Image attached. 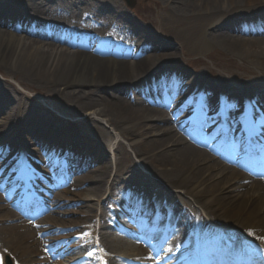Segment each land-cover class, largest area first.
I'll return each instance as SVG.
<instances>
[{
    "label": "bare ground",
    "instance_id": "1",
    "mask_svg": "<svg viewBox=\"0 0 264 264\" xmlns=\"http://www.w3.org/2000/svg\"><path fill=\"white\" fill-rule=\"evenodd\" d=\"M163 1L172 5L171 11L163 15L173 19L171 24L181 21L177 20L176 15L185 17V22H188L187 27H183L184 22L180 29L176 25L168 29L177 40V48L184 50L189 48L194 53L202 55L214 51L218 46L240 57L247 54L252 57L256 54L254 51L251 53L252 48L257 47V56L262 57L260 54H264V37H254L255 34L264 32V27L261 26L264 9L259 10L264 7V0ZM21 14L30 16L31 21L25 22L26 29L23 31L29 36L27 38L21 36L17 27ZM53 14L55 15L51 16ZM56 21V25L49 24ZM41 22L46 25L45 29L36 27V23ZM213 26H216V29L210 33ZM66 30L79 31L96 38L91 40V46L86 47L77 40H69ZM107 35L117 39L115 46L108 51L105 49ZM42 39L49 42L45 43ZM167 49L168 46L160 38L158 39V36H153L150 30L129 17L118 0H10V4H0V66L5 68L8 76L13 75L15 79H18L17 81L26 87L25 89L30 86L26 82L54 90L70 86L102 87L100 90L94 89L84 94L68 92L65 95L67 101L64 105V113L71 116L93 111L91 114L95 119L92 121L102 122L101 124L110 127L108 131L101 132L103 137L101 140L106 143L105 147H109L114 153L117 149L122 151L117 135L134 144L131 147L139 164L127 173L132 172V175L133 173L135 175L138 171L142 173L146 171L152 178L147 184L137 182L144 188L142 191L144 194L139 191L137 193L138 201H141L149 211H158L159 218L163 216V213L159 206L153 205L160 200L163 203L167 201L173 211H179L182 218V222L178 219L179 226L183 224L187 226L183 231L184 236L176 239L181 245L177 248L179 251L194 242V226L197 224L195 227L197 229L200 223H206L205 227L212 232L207 233L204 244L212 238L231 236L210 229L211 225L220 223L237 228L238 235L233 234L234 238L245 241L250 246L260 247L264 245V239H261L264 237V174H260L256 180L251 179V184L248 182V191L258 196L244 192V189L242 190L236 183L240 175L237 171L221 162L212 163L215 159L199 149L202 143L201 133H203L200 131L201 126L196 123L187 124L198 119L201 123H206L209 129L210 123L216 117H206L205 113L221 111V114L217 116L225 117L229 113L225 100L228 104L232 99H237L238 94L248 91L251 87L235 81L232 83L240 85L231 87L222 79L212 82L202 73L191 76L176 65L174 53H166ZM138 68L141 69L138 70ZM146 76L149 77L148 80ZM149 81L154 83V88L151 94L145 96L146 99L143 102L139 96ZM196 87H198V93H195ZM130 90L133 94L129 93L127 97L114 94L117 92L124 95ZM110 91L113 93H109ZM197 94L204 96L198 106L195 102ZM220 94L222 98L219 97ZM175 98L182 104L178 111L169 109ZM255 99L262 102L264 106V92L257 95ZM19 100L20 96L15 90L6 86L0 87V107L6 108L5 111L0 108L2 110L0 111L1 131L10 132L12 125L9 124L16 122L17 117L11 112L14 106L17 107ZM125 100L130 102L128 107H125ZM69 104H71L70 108ZM164 106L165 110H161ZM185 109L191 114L198 110L199 114L184 122L180 120V117ZM60 120L62 122V119H58ZM126 126L132 127L123 128ZM180 127L190 132L189 141L177 139L175 128ZM42 129L45 130V127L42 126ZM158 136L160 137L154 140L150 139ZM58 137L63 147L69 148L78 156L84 155L89 167L95 159L99 164L87 171L80 179L81 183L78 185L81 192H78V197L81 200V206L77 212L74 213L72 210L62 212L60 209H63L65 205L60 203L62 197L57 196L52 205L55 208L51 209L49 206V214L44 221L53 223V219L58 221L60 216L63 217L68 213L90 216L97 212L96 205L92 203L95 199L92 197L100 195L99 200L102 199L103 194L110 192L104 200L105 207L101 208L103 216L108 218V212L113 210V204H121L113 198L112 190H131L133 185H126V182H131L130 179L120 185L119 174L115 173L114 180L109 182L112 166L107 161L106 149L103 152L101 150L100 153L97 145L98 155L94 158L91 153L93 149L84 146L81 148V143L72 138L71 133L63 132L62 136ZM62 138L63 141H61ZM11 140L14 145L20 143V140L14 139L12 135ZM220 148L224 150L222 154L228 150L222 145ZM127 160L130 159L127 158L125 164ZM118 166L123 167L121 160L115 163V168ZM211 169L215 170H213L214 175L209 172ZM226 173L229 175L227 179L224 178ZM143 177L148 180L147 175ZM151 184L159 190L161 196V199L159 198L154 204L147 195L148 191L154 190ZM171 189H175L176 194L173 197L168 195ZM2 204L0 197V223L8 222L14 217L12 213L5 211L6 206ZM105 208L107 215L104 212ZM78 224L82 225L86 222L78 223L72 220L63 222L64 226L75 227ZM145 224L146 219L140 227L143 240H146ZM160 224L162 223L159 222V227ZM83 228L87 229L88 226ZM34 230L36 229L32 230L29 225L18 222L1 225L0 258L4 253H10L17 255L15 261L18 264L45 263L41 253L35 252L38 249L33 248L34 245L40 247ZM112 230H117V233H112ZM166 230L165 232L162 225L161 232H165V238L160 242L169 235L182 232L181 228L178 229V222H172ZM249 232L252 235H249ZM123 234L129 236L115 223L102 233V238L105 237L103 253H106L102 259L94 253L92 256L87 255V252L91 251V243L81 246L76 242L65 243V240H57L52 249V257L59 260L53 264H63L68 255L75 256L76 264H102L103 261H106V264H115L117 259H111V257L123 252ZM133 234L131 230V237ZM126 244L129 245L128 250L131 252L129 257L139 256L140 249ZM156 247L157 245L154 244L153 249ZM229 255L230 253L224 252L212 254V257L226 263L225 259ZM181 256L190 257L186 252H182ZM175 257L177 259V256ZM173 259L174 262L177 261ZM70 262L71 260H68L67 264ZM251 264H259V261H252Z\"/></svg>",
    "mask_w": 264,
    "mask_h": 264
},
{
    "label": "rangeland",
    "instance_id": "2",
    "mask_svg": "<svg viewBox=\"0 0 264 264\" xmlns=\"http://www.w3.org/2000/svg\"><path fill=\"white\" fill-rule=\"evenodd\" d=\"M13 2V1H12ZM120 5L124 8V10L128 13L129 17L132 19H135L138 21L142 26L147 28L151 31V34L153 36H158V39L160 38L162 42H164L168 49L166 50V53H174L175 59H176V65L178 67H181L182 70H185L189 75L194 76L196 73H202L208 79L212 82H216V79H222L226 81V83L229 84L231 87L239 86L240 84L232 83L233 81L238 83H244L245 85H248V87H251V89H248V91L252 90L255 91L254 94H258V92L264 91V54H260L262 57L257 56L258 50H256L257 47L252 48L251 53L254 51L256 54L255 56H249L244 55V57H240L235 54H231L224 50L221 47L216 46L215 50L212 52H209L208 54H202L198 55L194 53L189 48L181 49L177 48L176 45V38L175 36L168 31V29L172 25H176L179 29L186 21V18L183 16L176 15L178 21L175 24H171L172 18L168 16H163L164 13L171 11L172 5H169L166 3V1L163 0H134L135 6L133 9H129L125 3L124 0H118ZM1 3L10 4V0H0ZM15 4V2L13 3ZM169 6V7H168ZM245 13V12H243ZM171 15V14H170ZM172 16V15H171ZM244 16V15H242ZM241 16V17H242ZM226 22V21H224ZM184 26H188V22H185ZM209 29V28H208ZM216 29V26H213L210 30L213 31ZM234 30V29H233ZM13 31V30H12ZM22 37H25L26 35H21ZM27 38V36H26ZM214 66H216L214 68ZM141 68H138V70ZM6 76V77H5ZM148 78V77H146ZM18 79H15L13 75L8 76L6 73V70L3 66H0V87L6 86L9 89L15 90L20 96V100L18 101L17 107L14 106V110L11 112L16 118V122H12L9 124L11 126V130L9 133H2L0 129V145L3 146L7 144L8 142H11V134L14 139L20 140V144L24 145V143H28L26 147V152L29 155L30 160H33L32 163V172L38 179L39 172L41 169H39L40 163L47 161L54 163V158L52 159V152L53 150H58V147L60 144V137L62 136L63 132H68L72 134V138L79 141L81 144V148L84 147H90L92 148V155L97 157L98 152L97 148H100L102 152L106 149V154L108 155V163L112 166L111 175L109 178V182L113 181L115 178V173L119 174V183L120 185L122 183H125L128 179H130L131 182L127 183L126 185H134L136 187L142 188L143 185H138V183L147 184L151 182L152 179L149 177V172H137L135 175L132 172L127 173L130 171L131 168L135 169L136 165L139 164L136 162V156L134 155L132 151L131 145L133 143H130L129 141H126L121 136L117 135L118 142H121L120 146H122V151L120 152L119 149L116 150V153L110 151L109 147H105L104 142H102L101 138V132L102 131H108L110 127L108 125H103L100 122L92 121V119H95L93 115L91 114L93 111H87L82 112L81 114L77 115H67L64 113V105L67 99L65 98V95L68 92H75V93H86V91L94 90V89H102L101 86H83V87H67V88H61L59 90H54L46 87L41 86H35L32 85L30 82H26V84H30V86L24 87L22 84H20ZM109 93H113L110 91ZM128 94H118L117 92H114L117 96H123L127 97ZM244 93V92H242ZM241 94H238L236 98H240ZM21 102V103H20ZM177 103V99L174 100L173 106ZM125 107H128L130 102L128 100H125L124 102ZM19 105V106H18ZM19 107V108H18ZM71 107V104H69V108ZM1 108V107H0ZM2 110H6V108H1ZM0 110V111H2ZM16 112V113H15ZM4 112H2L3 114ZM1 114V113H0ZM60 117H58V116ZM58 119H62L58 121ZM66 122V123H65ZM37 125V126H36ZM42 126L45 127V130L42 129ZM36 127V129H33ZM132 126H126L123 128H130ZM51 129V130H50ZM6 132V131H3ZM115 134H119L118 132H115ZM177 139H183L185 136H183L180 132L177 134ZM158 137H151V140H154ZM63 139V138H62ZM63 141V140H61ZM107 142V140H104ZM98 145V147H97ZM134 145V144H133ZM9 148V147H8ZM52 148V149H50ZM12 147H10V151H12ZM10 151L2 155L0 150V165H3V171L10 170L9 172H12L14 168H19V155L17 153V157L15 159V163L10 165L9 160H5L4 157H7L10 154ZM86 152V150H85ZM206 152V151H205ZM12 153H14L12 151ZM208 153V152H206ZM126 155V157H125ZM4 156V157H3ZM129 158L130 160H127V164H125L126 159ZM123 164V167L120 168L119 166L115 168V163L117 161H120ZM87 159L84 155L81 156V159L77 158L78 165L82 166V171L76 172L75 176L72 177L73 183L66 186V187H58V186H51L46 189V192H51L49 198L56 199L57 196H61L62 200L60 203L62 205H65L64 208L68 209L66 211L77 212L78 207L81 206V200L78 197V184L81 183L80 179L92 168H95L98 166L99 162L95 159L93 160V163L89 167L87 163ZM12 166V167H11ZM119 169V170H117ZM214 169L209 170L211 175L215 174ZM147 175L148 180H145L143 176ZM63 181V175H60ZM50 179H52L49 176ZM40 179V178H39ZM154 179H156L154 177ZM158 181V180H157ZM43 184V181H40ZM21 183V182H20ZM136 185H135V184ZM21 185V184H19ZM32 188H30V191H28L30 194L32 193H42L39 188V183L37 181L31 182ZM44 186V184H43ZM77 186V188L75 187ZM87 187V186H86ZM151 188L154 190H150V193H152L151 197L158 198L160 196L159 190L153 187V184H151ZM144 188H142L143 190ZM181 193H184L181 191ZM175 189H171L168 192V195L170 197H173L175 195ZM39 195V194H37ZM52 196V197H51ZM46 197V196H44ZM95 199L94 203L97 208L101 207L98 205V198H100V195L92 197ZM102 198V197H101ZM187 198V196L185 197ZM39 199V198H38ZM46 201L42 200L41 204L45 203ZM55 202V201H54ZM99 202L100 199H99ZM82 204L84 202L82 201ZM101 205V204H100ZM84 206V205H83ZM74 213H68L64 214L63 217L58 218V221L56 219H53V224H56L58 226H62L60 228H67L68 226L63 225V222L67 220L72 221H79L81 222L83 219L82 214H74ZM45 217V216H44ZM41 219L43 223H46L47 225L52 226L51 222L47 223L43 219ZM39 219V216H33L31 221H35ZM34 224V222H33ZM217 226L223 227V225L216 224ZM215 224L213 225L216 226ZM226 226V225H225ZM228 227V226H226ZM78 228V225L76 227ZM235 228V227H234ZM237 229V228H235ZM235 229L230 228V230L235 232ZM34 250L38 249V251H35L36 253L40 252L42 255L43 253H46L47 249L44 247L38 248L36 245L33 246ZM142 250V249H141ZM42 251V252H41ZM45 255V254H44ZM9 256L11 261L14 264V259L17 258L16 254L13 255H5ZM2 263V260H1Z\"/></svg>",
    "mask_w": 264,
    "mask_h": 264
},
{
    "label": "snow or ice",
    "instance_id": "3",
    "mask_svg": "<svg viewBox=\"0 0 264 264\" xmlns=\"http://www.w3.org/2000/svg\"><path fill=\"white\" fill-rule=\"evenodd\" d=\"M255 106H253V109ZM210 120L212 118H209ZM215 123V121H212ZM239 125V126H238ZM225 129H222L221 132H218L215 138H222L225 143H227L235 152V154L240 159H258L261 162H264V112H255L252 110H245L243 116L239 119L233 118L231 120L225 121ZM207 124H202L200 131H208ZM228 133H231L229 135ZM239 133V135H236ZM13 177L15 179H13ZM4 177L0 174V181H3ZM30 176H26L18 167L12 170V175L9 177V182L12 187H17L20 182L27 184V181L30 180ZM150 232L158 233L159 230L156 228L149 229ZM90 235V234H89ZM249 235H252L249 232ZM156 239L159 240V235L156 236ZM261 239H264L262 237ZM164 243H167V240H164ZM207 245V251L211 254L216 253H242L247 256L250 260L259 261V264H264V250H261L259 246L251 247L247 242L241 241L234 237H220L212 238L205 241ZM201 245H196V251L201 250ZM156 255L159 256L160 253L164 251L163 246L156 247ZM172 249H168L169 255L171 254ZM185 252L190 256L193 253V249H185ZM88 256H92L93 252L88 251ZM152 259L153 257H148ZM167 258V257H165ZM2 259V258H0ZM102 264H106V261H103Z\"/></svg>",
    "mask_w": 264,
    "mask_h": 264
},
{
    "label": "water",
    "instance_id": "4",
    "mask_svg": "<svg viewBox=\"0 0 264 264\" xmlns=\"http://www.w3.org/2000/svg\"><path fill=\"white\" fill-rule=\"evenodd\" d=\"M128 4H129L130 7H133V5L130 2H128Z\"/></svg>",
    "mask_w": 264,
    "mask_h": 264
}]
</instances>
